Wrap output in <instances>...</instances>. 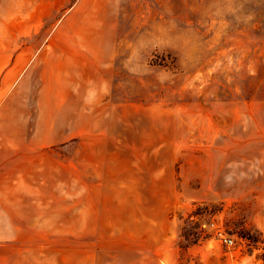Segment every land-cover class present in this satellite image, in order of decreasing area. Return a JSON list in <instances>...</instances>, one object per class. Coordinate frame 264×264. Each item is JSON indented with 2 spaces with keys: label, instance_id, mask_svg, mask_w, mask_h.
<instances>
[{
  "label": "rangeland",
  "instance_id": "rangeland-1",
  "mask_svg": "<svg viewBox=\"0 0 264 264\" xmlns=\"http://www.w3.org/2000/svg\"><path fill=\"white\" fill-rule=\"evenodd\" d=\"M7 42L78 97L21 132L0 264H264V0H0Z\"/></svg>",
  "mask_w": 264,
  "mask_h": 264
},
{
  "label": "crops",
  "instance_id": "crops-1",
  "mask_svg": "<svg viewBox=\"0 0 264 264\" xmlns=\"http://www.w3.org/2000/svg\"><path fill=\"white\" fill-rule=\"evenodd\" d=\"M42 49L30 43H0V225L13 226L14 180L12 163L15 148L22 155L27 154L30 140L21 132L29 133L31 127L38 130L39 124L55 123L54 130L60 137L62 128V98H74L75 86L68 88V95L62 94V64L49 53L48 44ZM71 59V55L69 56ZM68 72V67H65ZM71 83V82H70ZM69 83V84H70ZM76 83V81H75ZM49 111L46 112V99ZM57 100V102L55 101ZM70 103L68 120L72 125L78 121L77 103ZM67 117V116H66ZM20 136V137H17ZM47 143H38L44 146ZM52 144V143H49ZM25 149V150H24ZM9 220V221H8Z\"/></svg>",
  "mask_w": 264,
  "mask_h": 264
},
{
  "label": "built area",
  "instance_id": "built-area-1",
  "mask_svg": "<svg viewBox=\"0 0 264 264\" xmlns=\"http://www.w3.org/2000/svg\"><path fill=\"white\" fill-rule=\"evenodd\" d=\"M215 235H216L217 239L221 243L225 244L226 246H232L234 243L233 239L230 236H228L226 233H224L222 230H220L218 228L215 231Z\"/></svg>",
  "mask_w": 264,
  "mask_h": 264
}]
</instances>
